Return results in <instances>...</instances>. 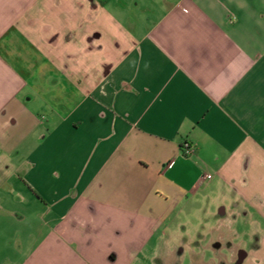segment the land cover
<instances>
[{"label":"crops","instance_id":"1","mask_svg":"<svg viewBox=\"0 0 264 264\" xmlns=\"http://www.w3.org/2000/svg\"><path fill=\"white\" fill-rule=\"evenodd\" d=\"M147 262L264 264V0H0V264Z\"/></svg>","mask_w":264,"mask_h":264},{"label":"built area","instance_id":"2","mask_svg":"<svg viewBox=\"0 0 264 264\" xmlns=\"http://www.w3.org/2000/svg\"><path fill=\"white\" fill-rule=\"evenodd\" d=\"M183 153H184V156L190 157L194 155L195 148L190 143H185L183 146Z\"/></svg>","mask_w":264,"mask_h":264},{"label":"rangeland","instance_id":"3","mask_svg":"<svg viewBox=\"0 0 264 264\" xmlns=\"http://www.w3.org/2000/svg\"><path fill=\"white\" fill-rule=\"evenodd\" d=\"M157 262H159V261H157ZM157 262H156V263H153V262H152L151 264H159V263H157ZM147 264H150V263L147 262Z\"/></svg>","mask_w":264,"mask_h":264}]
</instances>
